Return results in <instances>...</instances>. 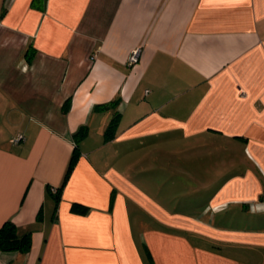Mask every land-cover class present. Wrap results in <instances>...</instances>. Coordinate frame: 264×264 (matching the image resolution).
<instances>
[{
    "label": "crops",
    "instance_id": "0c3cea01",
    "mask_svg": "<svg viewBox=\"0 0 264 264\" xmlns=\"http://www.w3.org/2000/svg\"><path fill=\"white\" fill-rule=\"evenodd\" d=\"M81 125L54 209L49 189ZM186 129L246 168L198 188L200 201L175 218L129 204L122 148ZM7 220L32 246L0 251V264H264V0H0V226Z\"/></svg>",
    "mask_w": 264,
    "mask_h": 264
},
{
    "label": "rangeland",
    "instance_id": "374dc122",
    "mask_svg": "<svg viewBox=\"0 0 264 264\" xmlns=\"http://www.w3.org/2000/svg\"><path fill=\"white\" fill-rule=\"evenodd\" d=\"M197 132L186 129L184 137L169 135L166 138L161 137L165 131H152L148 133L150 137L122 148V158L116 166L120 171V186L132 187L129 204L143 209L140 202L144 200L148 205L166 209L169 217L175 218L189 205L200 201L194 195L198 188L207 187L212 191L228 180L232 172L246 168L245 160L237 153L229 154L228 149L225 152L224 146H196L205 139L196 136ZM132 205L131 208H136ZM227 208L221 210L223 214L218 221L224 220L229 213L226 211H231L234 205ZM167 232L173 234L178 229L169 227Z\"/></svg>",
    "mask_w": 264,
    "mask_h": 264
},
{
    "label": "trees",
    "instance_id": "16d2710c",
    "mask_svg": "<svg viewBox=\"0 0 264 264\" xmlns=\"http://www.w3.org/2000/svg\"><path fill=\"white\" fill-rule=\"evenodd\" d=\"M115 106V101H110L105 104L97 105V109H107L110 107ZM120 115L118 113H115L112 117V119L108 122L105 130H104V138L107 140L109 139L115 128L118 125ZM88 128L85 125H81L78 127V129L73 134V138L75 141V145L72 151V154L70 156L69 162L66 167V171L64 173L63 179L61 181V184L55 188V191L53 192L50 190V193L54 200V209L57 208V205L59 203L60 197H61V191L63 187L65 186L72 170L74 169V166L76 164V161L79 157V148L77 145V142L83 138L87 134ZM87 207L81 205L80 203H73L71 206V210L77 213H85L87 211ZM32 246V234L31 232L25 231L20 233L17 226L10 220L4 221L0 226V251H10V250H17L21 253H27L30 251Z\"/></svg>",
    "mask_w": 264,
    "mask_h": 264
},
{
    "label": "built area",
    "instance_id": "2783aa9c",
    "mask_svg": "<svg viewBox=\"0 0 264 264\" xmlns=\"http://www.w3.org/2000/svg\"><path fill=\"white\" fill-rule=\"evenodd\" d=\"M139 57H140V49L139 48L133 49L131 51V53L129 54V56H128L127 64L130 65V66L131 65H134L135 63L138 62ZM12 141L13 142H16L17 140L16 139H13ZM51 190L54 192L55 191V188L52 187Z\"/></svg>",
    "mask_w": 264,
    "mask_h": 264
}]
</instances>
